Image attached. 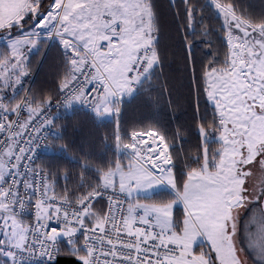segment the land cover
Instances as JSON below:
<instances>
[{
    "label": "snow or ice",
    "instance_id": "obj_1",
    "mask_svg": "<svg viewBox=\"0 0 264 264\" xmlns=\"http://www.w3.org/2000/svg\"><path fill=\"white\" fill-rule=\"evenodd\" d=\"M168 9L196 88L192 122L124 131L125 104L170 94L156 0H0V264H264V0ZM53 48L56 92L34 95L32 58ZM78 112L114 123L105 151L63 142L57 120ZM42 145L63 159L38 162ZM57 160L79 167L72 189L57 192Z\"/></svg>",
    "mask_w": 264,
    "mask_h": 264
},
{
    "label": "trees",
    "instance_id": "obj_2",
    "mask_svg": "<svg viewBox=\"0 0 264 264\" xmlns=\"http://www.w3.org/2000/svg\"><path fill=\"white\" fill-rule=\"evenodd\" d=\"M162 13V38L161 50L166 54L164 71L160 74V82L167 81L169 91L163 93L159 103H156L158 93L152 92L141 95L130 103L125 104L122 119V129L130 131L132 126L141 127L142 123L146 124L149 121H159L165 127L175 128L178 124L190 125L192 114L196 104V88L195 85H190V73L185 68L183 53L177 48L178 37L175 34L174 24L170 10L168 9L169 0H156ZM179 3V0H175ZM243 2L254 5L259 4V0H243ZM217 30L219 25H216ZM214 39V38H213ZM4 46L1 47L3 49ZM219 48V44L216 45ZM208 51V48L204 49ZM43 53L32 58L31 74L35 75L31 90L34 95L47 93H55L58 84V75L63 71L62 58L57 49L53 48L47 54V59H42ZM222 58V50H221ZM200 59V53H197V61ZM171 101V103H169ZM201 112L204 111L205 101L200 99ZM209 113L211 109H208ZM63 113V112H62ZM61 113V114H62ZM169 122H171L169 124ZM57 124L62 126L63 142L72 143L78 153H91L98 155L105 151L102 138L107 135L111 138L115 129L114 123L104 122L97 124L93 122L85 113L78 112L75 117L71 115L57 120ZM187 143L185 149L189 156L195 157L198 137L195 127L192 128L191 134L185 136ZM111 143V139H109ZM214 147V145L210 146ZM111 153L109 152V156ZM63 159L61 154L55 156L48 152L42 161L49 163L50 159ZM61 166V175L56 179L57 192L67 183L69 189H72L76 184V177L80 169L74 164H69L64 160L51 161ZM70 170L72 180L66 182L63 178V169ZM60 264H71V258L61 257Z\"/></svg>",
    "mask_w": 264,
    "mask_h": 264
},
{
    "label": "built area",
    "instance_id": "obj_3",
    "mask_svg": "<svg viewBox=\"0 0 264 264\" xmlns=\"http://www.w3.org/2000/svg\"><path fill=\"white\" fill-rule=\"evenodd\" d=\"M0 43H3V42H0ZM24 85H26V83ZM30 86L31 85L29 84L28 89H30ZM52 112H53V114H56L57 110L53 109ZM59 112L62 113L63 109H60ZM47 150H48V148L44 147L43 145L37 150V161L38 162L43 160L45 154L47 153Z\"/></svg>",
    "mask_w": 264,
    "mask_h": 264
},
{
    "label": "crops",
    "instance_id": "obj_4",
    "mask_svg": "<svg viewBox=\"0 0 264 264\" xmlns=\"http://www.w3.org/2000/svg\"><path fill=\"white\" fill-rule=\"evenodd\" d=\"M0 49H1V48H0ZM30 75H32V74H30ZM30 75H29V77H31ZM48 152H49V150H48ZM48 152H47V154H48Z\"/></svg>",
    "mask_w": 264,
    "mask_h": 264
},
{
    "label": "rangeland",
    "instance_id": "obj_5",
    "mask_svg": "<svg viewBox=\"0 0 264 264\" xmlns=\"http://www.w3.org/2000/svg\"><path fill=\"white\" fill-rule=\"evenodd\" d=\"M1 48V47H0ZM28 78V77H27Z\"/></svg>",
    "mask_w": 264,
    "mask_h": 264
}]
</instances>
